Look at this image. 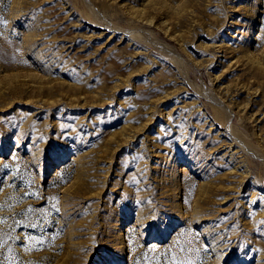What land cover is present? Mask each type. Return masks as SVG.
<instances>
[{
	"label": "rangeland",
	"instance_id": "obj_1",
	"mask_svg": "<svg viewBox=\"0 0 264 264\" xmlns=\"http://www.w3.org/2000/svg\"><path fill=\"white\" fill-rule=\"evenodd\" d=\"M0 21L2 264H264V0Z\"/></svg>",
	"mask_w": 264,
	"mask_h": 264
},
{
	"label": "bare ground",
	"instance_id": "obj_2",
	"mask_svg": "<svg viewBox=\"0 0 264 264\" xmlns=\"http://www.w3.org/2000/svg\"><path fill=\"white\" fill-rule=\"evenodd\" d=\"M85 1H86V0H85ZM85 4H86V3H85ZM87 4H88V3H87ZM90 4H91V3H90ZM91 7H92V5H91ZM95 8H96V7H95ZM95 10H96V9H95ZM142 12H143V11H142ZM98 17H99V16H98ZM109 22H110V21H109ZM110 24H111V23H110ZM114 25H115V24H114ZM140 28H141V27H140ZM121 30H122V29H121ZM143 30H144V29H143ZM151 38H152V37H151ZM151 40H152V39H151ZM158 40H159V39H158ZM154 42H155V38H154ZM156 42H158V41H156ZM145 43H146V42H145ZM160 43H161V42H160ZM160 43H159V44H160ZM159 44H158V45H159ZM158 45H157V46H158ZM164 46H165V45H164ZM168 47H169V46H168ZM165 48H166V47H165ZM169 50H170V49H169ZM171 50H173V47H172ZM167 51H168V50H167ZM170 52H171V51H170ZM173 52H174V50H173ZM173 56H174V55H173ZM176 59H178V58H176ZM14 80H15V79H14ZM14 80H13V82H14ZM2 81H3V80H2ZM5 81H7V79H6ZM15 82H17V79L15 80ZM15 82H14V83H15ZM5 83H6V82H5ZM9 83H11V81H10ZM14 83H13V85H14ZM3 84H4V83H3ZM11 84H12V83H11ZM6 85H7V84H6ZM17 85H18V84H17ZM7 86H8V85H7ZM218 111H219V110H218ZM217 114H218V113H217ZM226 117H227V116H226ZM227 119H229V117H228ZM231 129H232V128H231ZM232 130H233V129H232ZM122 231H123V230H122ZM124 233H125V232H124Z\"/></svg>",
	"mask_w": 264,
	"mask_h": 264
},
{
	"label": "snow or ice",
	"instance_id": "obj_3",
	"mask_svg": "<svg viewBox=\"0 0 264 264\" xmlns=\"http://www.w3.org/2000/svg\"><path fill=\"white\" fill-rule=\"evenodd\" d=\"M0 22L6 23V21H0ZM33 195H35V193H33ZM2 207H3V205H0V208H2ZM3 222H5V221L0 220V223H3ZM3 243H6V241H4V242H0V247L3 246ZM0 264H2V262H0Z\"/></svg>",
	"mask_w": 264,
	"mask_h": 264
}]
</instances>
